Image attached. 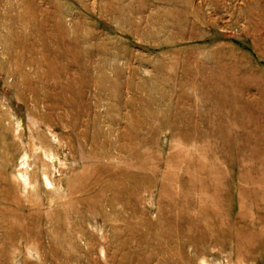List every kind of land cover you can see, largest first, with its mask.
I'll list each match as a JSON object with an SVG mask.
<instances>
[{"label": "rangeland", "instance_id": "1", "mask_svg": "<svg viewBox=\"0 0 264 264\" xmlns=\"http://www.w3.org/2000/svg\"><path fill=\"white\" fill-rule=\"evenodd\" d=\"M241 213L264 233V0H0V264H264Z\"/></svg>", "mask_w": 264, "mask_h": 264}, {"label": "bare ground", "instance_id": "2", "mask_svg": "<svg viewBox=\"0 0 264 264\" xmlns=\"http://www.w3.org/2000/svg\"><path fill=\"white\" fill-rule=\"evenodd\" d=\"M214 168V167H213ZM218 168V167H217ZM215 169V168H214ZM218 170V169H217ZM212 171V170H211ZM175 173V172H174ZM214 173V172H213ZM212 173V174H213ZM173 174V173H172ZM209 174H211V172L209 173ZM214 176V175H213ZM212 176V177H213ZM83 179V178H82ZM245 179V178H244ZM248 179H250V178H248ZM47 180H48V182L50 181L49 180V178L47 177ZM169 181V180H168ZM253 182V181H252ZM251 183V182H250ZM31 184H33V183H31ZM247 185V184H246ZM252 185V184H251ZM250 185V186H251ZM32 187H33V185H31ZM166 186V185H165ZM257 186V185H256ZM215 188H216V186H214ZM219 187V186H218ZM217 187V190L219 189ZM258 187H260L259 185H258ZM83 188V187H82ZM85 188V187H84ZM165 188V187H164ZM170 188V187H169ZM249 188V187H248ZM263 189V188H262ZM85 190V189H84ZM240 190H241V188H240ZM255 190V189H254ZM77 191V190H76ZM258 191V190H257ZM82 192V191H81ZM241 192V191H240ZM249 192H251V191H249ZM248 192V193H249ZM166 194V193H165ZM171 194V193H170ZM242 194V193H241ZM253 194H254V192H253ZM253 194H252V196H253ZM259 195L261 194V193H258ZM216 195H218V193L216 194ZM215 195V196H216ZM219 195H221L220 193H219ZM245 195V194H244ZM214 196V197H215ZM221 198H222V195L220 196ZM220 197H218V198H220ZM247 197V196H246ZM253 197H256V196H253ZM258 198V197H257ZM255 199V198H254ZM18 200V199H17ZM241 200V199H240ZM257 200V199H256ZM259 200H257V202H258ZM203 203V202H202ZM244 203H245V201H244ZM252 203H253V201H252ZM260 204V203H259ZM245 205V204H244ZM243 205V206H244ZM258 205V204H257ZM256 205V206H257ZM32 206H34V205H32ZM31 206V207H32ZM37 206V205H36ZM201 206H202V204H201ZM247 206V205H246ZM258 206H260V205H258ZM35 207V206H34ZM199 208V207H198ZM38 209V208H37ZM37 209H35V210H37ZM35 210H32L33 212H37V211H35ZM39 210V209H38ZM199 210V209H198ZM208 210V209H207ZM254 210V209H253ZM203 211H204V209H203ZM243 211V210H242ZM245 211V210H244ZM39 212V211H38ZM37 212V213H38ZM201 212H202V210H201ZM263 212V211H262ZM36 213V214H37ZM204 213V212H203ZM216 213V212H215ZM194 214V213H193ZM206 214V213H205ZM208 214V213H207ZM210 214H212V213H209L208 215H206V216H208L209 218H207V217H205V218H203V219H205V221L207 222V224L208 223H211L212 221H213V219H215V217L213 216V218L211 217V216H209ZM245 214H243V213H241L239 216H237L236 217V219L232 222V224H233V226H232V230L231 231H229V232H227L226 230H225V228L224 227H222V226H220L219 227V229H218V232L219 231H223V232H225L227 235H229L230 237H233V238H235L236 239V246H235V254H236V258H237V262H240V261H243V262H246V263H250V262H252V263H254L255 261H256V258L258 257V253H260L262 250H264V233L263 234H261V233H259V232H256L255 231V228H256V225L257 224H255V223H249V222H246V217L244 216ZM248 215V214H247ZM246 215V216H247ZM196 216V215H195ZM216 216V215H215ZM219 216V215H218ZM27 217V216H26ZM31 217V216H30ZM33 217V216H32ZM198 217V216H197ZM203 217V216H202ZM264 217V216H263ZM25 218V217H24ZM36 218V217H35ZM37 218H39V216H38V214H37ZM218 218V217H217ZM192 219V218H191ZM261 219H262V217H261ZM25 220V219H24ZM26 220H27V218H26ZM197 220V219H196ZM216 220V219H215ZM228 220V219H227ZM32 221V220H31ZM30 221V222H31ZM192 221V220H191ZM200 220H198V222H199ZM219 221V220H218ZM221 221V220H220ZM253 221H256V220H253ZM263 221V219L261 220V222ZM201 222V221H200ZM200 222L198 223V224H200ZM261 222H260V224H261ZM32 223V222H31ZM219 223V222H218ZM225 223V222H224ZM223 224V223H222ZM229 224V223H228ZM231 224V223H230ZM231 224V225H232ZM240 225L241 226V228L242 229H238L237 227ZM195 227V226H194ZM193 227V228H194ZM202 227V226H201ZM192 228V229H193ZM202 229V228H201ZM257 229V228H256ZM199 230V229H198ZM202 231V230H201ZM210 233V232H209ZM205 234V233H204ZM234 241V240H233ZM237 264H241V263H237Z\"/></svg>", "mask_w": 264, "mask_h": 264}]
</instances>
